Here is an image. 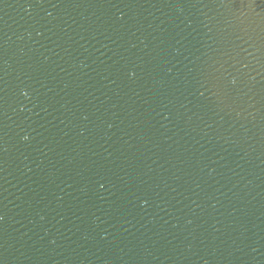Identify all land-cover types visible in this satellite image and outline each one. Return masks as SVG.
<instances>
[{
	"label": "water",
	"instance_id": "water-1",
	"mask_svg": "<svg viewBox=\"0 0 264 264\" xmlns=\"http://www.w3.org/2000/svg\"><path fill=\"white\" fill-rule=\"evenodd\" d=\"M0 264H264V0H0Z\"/></svg>",
	"mask_w": 264,
	"mask_h": 264
}]
</instances>
